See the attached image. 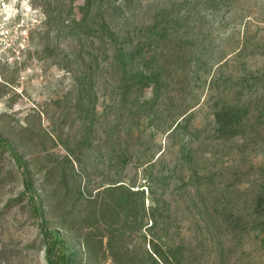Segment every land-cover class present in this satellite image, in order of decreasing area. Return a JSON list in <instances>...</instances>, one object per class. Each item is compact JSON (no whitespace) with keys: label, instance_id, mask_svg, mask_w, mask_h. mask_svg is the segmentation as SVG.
Segmentation results:
<instances>
[{"label":"rangeland","instance_id":"obj_1","mask_svg":"<svg viewBox=\"0 0 264 264\" xmlns=\"http://www.w3.org/2000/svg\"><path fill=\"white\" fill-rule=\"evenodd\" d=\"M84 3L35 0L47 21L4 71L0 134L46 224L1 148L0 264H47L43 229L70 212L60 233L75 264H162L155 247L171 264H264V0L96 1L73 36L63 20ZM113 36L143 52L127 75ZM142 70L156 84L140 86ZM223 106L245 113L233 135L217 132ZM119 184L144 194L112 208Z\"/></svg>","mask_w":264,"mask_h":264},{"label":"trees","instance_id":"obj_2","mask_svg":"<svg viewBox=\"0 0 264 264\" xmlns=\"http://www.w3.org/2000/svg\"><path fill=\"white\" fill-rule=\"evenodd\" d=\"M96 1L98 2V4L103 5L104 2L108 0H85L83 9L81 11L82 15L80 14V16L75 12V8L71 6V10L69 11L67 20H63V28L67 27V29H69L70 34H73V36H76L77 34L81 35L80 33H78L79 31H82L84 28L88 29L90 27L89 21L93 19L92 11ZM109 3L110 2H108V4ZM65 21H67L69 25L64 26ZM114 38H116V36H113L112 39L114 43H117V59L121 65V70L125 73V75H127L130 70H135L136 62L139 57L143 55V52L140 49V46L138 45L120 44L118 39ZM89 72V69H86L84 76L80 80L82 88L84 90H87V93L90 92L89 90H91L90 87L92 86ZM136 80L138 84L143 87L145 84H156L157 77L154 74L150 73V71L148 70H142L137 72V78L135 79V81ZM244 114L245 113L242 111V108H237L234 106H223V108L218 109L215 112V123L217 126V132L222 135H233L241 128ZM182 120L176 123V125L173 127V131L180 127ZM1 148L9 150L12 153L16 160V163L18 164V167L22 169V172L25 174L24 187L26 195L24 194V196L29 197L30 203L33 205L37 217L40 218L41 222L45 225L46 213L44 210V201L41 195H39L37 189L35 188L32 179L27 175V166L25 161L23 160V157L13 147V145L9 143L5 138H3L0 134V149ZM83 194L84 193L79 190V195L81 196L80 198H83ZM140 194H144V189L134 191L127 187L125 184L110 186L106 189V195L110 196V207L112 208H120L124 205L127 206L134 197H137ZM71 214V212L69 214H66L64 219H62V221L57 226L43 229L45 236L43 240V245L45 249V259L47 261V264L76 263L77 253L73 251H66V243L60 233V230L62 229L68 230V228H71L68 225L70 217L72 216ZM103 221L104 220L101 217L95 219L94 222L100 223ZM112 229L114 230V228ZM87 247L90 250L91 246L89 244H87ZM155 254L160 258L162 264H171L170 258L165 256V254H163L159 247H155Z\"/></svg>","mask_w":264,"mask_h":264},{"label":"built area","instance_id":"obj_3","mask_svg":"<svg viewBox=\"0 0 264 264\" xmlns=\"http://www.w3.org/2000/svg\"><path fill=\"white\" fill-rule=\"evenodd\" d=\"M47 21L35 0H0V85L5 70L21 69L33 51L32 35Z\"/></svg>","mask_w":264,"mask_h":264}]
</instances>
